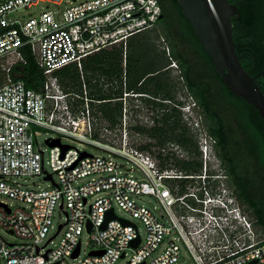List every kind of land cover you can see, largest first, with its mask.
Wrapping results in <instances>:
<instances>
[{
    "label": "built area",
    "instance_id": "2783aa9c",
    "mask_svg": "<svg viewBox=\"0 0 264 264\" xmlns=\"http://www.w3.org/2000/svg\"><path fill=\"white\" fill-rule=\"evenodd\" d=\"M44 1L64 0H0V72L6 77L0 83V196L12 200L0 201V229L18 239L9 242L0 234L3 264H67L80 256L83 231L91 247L78 264H114L125 256V264H264V235L237 194H211L206 189L173 192L169 180L192 176L172 163L161 167L151 153L129 144L126 133L120 144L95 139L87 98L81 110L72 112L69 101L80 96L64 92L53 75L68 64L81 67L88 55L115 45L122 48L125 67L128 38L156 25L159 0H74L58 23L51 11L25 22L9 17ZM25 46L44 76L40 90L10 77L15 64L26 62ZM169 59L170 66L177 67ZM189 102L183 116L198 139L204 178L211 157L218 159L215 140L195 101ZM36 127L56 132L52 138L60 142L61 136H68L121 157L130 163L129 171L109 155L89 153L80 158L82 150L71 145L62 157L60 146H49L45 157L35 146ZM160 152L184 156L172 143L162 145ZM44 162L51 172L44 169ZM49 174L51 179L46 178ZM40 175L50 181L49 187L33 189L16 180ZM139 195L153 196L161 212L155 214L138 203ZM113 204L141 222L143 235L135 222L115 214ZM111 208L129 223L114 218L101 228ZM56 209L63 219L57 224ZM59 234L54 247L46 248ZM137 237L139 242L132 247ZM77 245L78 254L72 257Z\"/></svg>",
    "mask_w": 264,
    "mask_h": 264
},
{
    "label": "trees",
    "instance_id": "16d2710c",
    "mask_svg": "<svg viewBox=\"0 0 264 264\" xmlns=\"http://www.w3.org/2000/svg\"><path fill=\"white\" fill-rule=\"evenodd\" d=\"M229 2L239 9V16H232V38L238 59L264 94V0ZM159 3L162 17L157 28L168 42L171 58L178 63L182 86L197 104L206 131L215 140L216 156L223 174L234 185V194L264 235V119L253 105L225 85L177 0ZM135 35L127 40L125 67L122 48L115 45L88 55L80 68L68 64L53 75L64 92L80 96L69 101L72 112L81 110L83 98H87L94 123L92 136L101 141H106L100 137L106 136L104 131L122 125L124 93L130 100L148 106L149 120L141 123L132 119L129 129L148 139L137 148L150 153L152 146H158L156 158L161 167L172 163L183 174L192 176L168 181L173 192L182 193L189 181L201 179L198 139L183 118V102L175 94L177 84L168 72L164 52L156 48L149 33L133 38ZM23 51L26 62L15 64L10 77L40 90L44 81L42 71L29 48L25 46ZM170 143L178 145L184 156L177 158L170 152L163 155L161 146ZM216 175L207 171L204 189L218 183L219 177H213Z\"/></svg>",
    "mask_w": 264,
    "mask_h": 264
},
{
    "label": "rangeland",
    "instance_id": "374dc122",
    "mask_svg": "<svg viewBox=\"0 0 264 264\" xmlns=\"http://www.w3.org/2000/svg\"><path fill=\"white\" fill-rule=\"evenodd\" d=\"M73 2H75V1L74 0H64L61 4H55L52 2H45L44 1V2H40L38 5H35L31 8H26L23 11L14 12L9 17L11 19H18L21 22H25L29 18H33V17L38 18L40 14L47 12V11H51L55 22L58 23L62 20L63 10L65 8L69 7ZM159 24H160L159 22L156 23V25L153 28L144 30V31L136 34L133 38H137V37H140V36H143V35H146L149 33L150 36H152L154 38V44H155L156 48L160 52H164V56L167 58V61H168V66H167L168 72L177 84L175 94H176L177 98L183 102L182 106H184V107H183L182 112L184 113L183 115H185V112L188 108L186 105H189V103H190L189 100L191 97L187 93L186 89L182 86L183 85L182 79L180 78V72H179L178 63L176 62V60H175V63L177 64V67H171L170 66L172 64L171 63L172 60L169 59L170 49L168 47V42H167L166 38L163 35H161V30H159L157 28V26ZM156 33H157V36L155 37ZM78 68H80V67H78ZM5 78H6L5 75L0 72V83L5 81ZM123 96H124V94H123ZM150 111L151 110L148 106L139 103L137 100H130L129 97L126 96V99L123 101L122 125H121V127L116 126L115 128L111 129L110 131H104L106 133V136L100 135V137H102V139H104L108 142H111L113 144H120L121 139L123 138V135L126 133L129 144H131L132 146H135V147H138L139 145H143L145 142L148 141V139L138 137L136 134H134L132 132V130L129 129V123L132 119L133 120H140L141 123L142 122L146 123L151 116ZM186 115L190 118V116L187 113H186ZM183 118L185 119V116H183ZM34 132H35L36 141H37V145H35V146L40 148L41 150H43L44 155L46 157L47 153H48L49 146L45 143V139L56 137V136H58V134L54 131H51V130H48L45 128H41V127L34 128ZM106 141H104V142H106ZM61 142L63 144H68V145H71L73 147H76L80 151L81 150L86 151V152L91 153V154H99V155H104V156L109 155L118 164L122 165L121 169L123 171H129V168H130L129 162H126L121 157L112 155L105 150L97 148V147L93 146L92 144L80 142V141H78L74 138L68 137V136H61ZM168 145H170V144H168ZM150 150H151L150 153L153 156L157 157L156 155L158 154V151H157L158 146L154 145L150 148ZM178 157H181V156L178 155L177 158ZM211 163L208 162L207 170H210L212 172L214 171V173H218V176H219L218 180L219 181L214 186H211L210 187L211 189L206 188V190H208L211 194H230V193L234 194V192H235L234 185L231 184V182L228 180V178L223 174V172L221 170L220 160L217 159L215 156H213V157H211ZM44 169L47 172H51L50 167L48 166V164L46 162H44ZM202 170L204 172L203 164H202ZM203 172H202V175H203ZM133 174L138 175V173L136 171H133ZM218 176H213V177L215 179ZM195 177H198V176H195ZM201 177H203V176H201ZM16 180L19 183L27 185L33 189L46 188V187H49V185H50V181L43 180L42 175L31 176V177H27V178H17ZM54 180H56L55 176H54ZM203 180H204V178H201V179L195 178V179L189 181V183H187V185H186L185 191H187V190H190V191H201L202 190L203 191L204 190V188H203L204 181ZM1 200L6 201L7 203L12 202L11 199H9L7 197H3V196H0V201ZM135 200L138 203L144 204L149 210H151L155 214H158V212H161V209L159 207L157 200L151 195H139V196L135 197ZM242 204H243V202H242ZM243 206H245V205L243 204ZM113 207H114V212L117 216L135 222L139 227V231L143 235L144 228H143V225L141 224V222H139L137 219L132 218L129 214H127L123 210L119 209L117 207V205L113 204ZM163 219H166V218L163 217ZM61 221H63L62 215L59 212V210L56 209L55 213H54V223L57 224L58 222H61ZM53 231H54V229H53ZM0 234L9 242H15L18 240L13 234H10V233L2 230V229H0ZM61 235L62 234H59V236L56 237L51 243L47 244L46 248L54 247V245L59 241ZM172 235L176 236V234H172ZM164 239H166V238H164ZM177 243L180 245L181 251L184 252V248H183L181 241L177 240ZM90 247H91V243L89 241V236H88L86 231H83L81 234V253H80V256H79V258H77L75 260H67V264H78V259H80L89 250ZM127 260H128V257L125 256L123 258L118 259L114 264H125ZM0 264H3L1 258H0Z\"/></svg>",
    "mask_w": 264,
    "mask_h": 264
},
{
    "label": "water",
    "instance_id": "95a60500",
    "mask_svg": "<svg viewBox=\"0 0 264 264\" xmlns=\"http://www.w3.org/2000/svg\"><path fill=\"white\" fill-rule=\"evenodd\" d=\"M177 2L199 41L211 57L212 63L225 85L233 94L244 98L253 105L264 119V94L257 85L254 76H251L242 67L232 38V16H239L236 4L229 0H177ZM45 143L50 147L60 146L61 157L70 147L68 144H62L60 138H46ZM87 155H89L88 152L81 151L80 158ZM46 178L51 179V175L49 174ZM114 218L118 217L111 208L106 212L101 228H104L106 223ZM118 219L123 224L129 223L122 218ZM87 226L89 229V222H87ZM60 227L61 225L58 229ZM138 242L139 238L137 237L131 242V246L136 247ZM78 249L79 245L72 257L78 254Z\"/></svg>",
    "mask_w": 264,
    "mask_h": 264
},
{
    "label": "flooded vegetation",
    "instance_id": "af4514ba",
    "mask_svg": "<svg viewBox=\"0 0 264 264\" xmlns=\"http://www.w3.org/2000/svg\"><path fill=\"white\" fill-rule=\"evenodd\" d=\"M168 68V67H167Z\"/></svg>",
    "mask_w": 264,
    "mask_h": 264
}]
</instances>
